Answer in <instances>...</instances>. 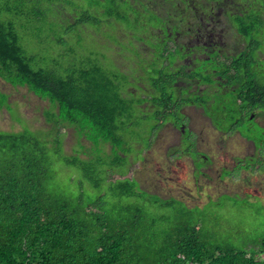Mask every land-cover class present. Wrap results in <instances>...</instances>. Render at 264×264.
Instances as JSON below:
<instances>
[{"label":"trees","instance_id":"trees-1","mask_svg":"<svg viewBox=\"0 0 264 264\" xmlns=\"http://www.w3.org/2000/svg\"><path fill=\"white\" fill-rule=\"evenodd\" d=\"M133 1L0 0V80L12 89L26 88L49 104L43 113L47 128L32 130L19 119L21 131L0 130V264H264V238L236 248L218 239V230L206 228L183 202L150 194L129 177L133 141H143L139 134L149 130L148 118L156 117L162 125L166 118L178 116L184 102L181 96L174 97L177 72L158 73L156 59L148 64L149 58L133 52L141 68L150 66L156 76L147 80L156 96L154 91L140 98L126 92L129 75L102 61L107 58L102 52L83 50L89 41L98 43L87 31L99 34L102 19L123 26L139 17L129 5ZM136 1L158 23L170 19L168 27L174 30L177 20L183 27L187 21L196 25L192 14H210L219 0ZM61 4L76 15L72 22L56 17ZM5 12L26 20L16 21ZM263 12L264 0H251L249 14L229 21L246 48L255 26H264ZM249 16L256 25L246 23ZM137 20L134 28L140 33L135 36L128 30L129 44L131 38L149 36L152 45L154 28L147 30ZM113 24L103 35L119 44L122 40L113 33ZM17 28H24L26 42L43 46L46 55L29 49ZM247 55L235 54L234 62L224 69L211 65L228 78L231 68L240 74L242 66L256 62ZM240 85L247 95L243 110L264 109V85L254 76ZM8 97L0 92V109L9 113L14 108ZM143 104L148 107L142 108ZM67 130L74 133L78 145L72 153L63 150ZM152 130L150 126L149 134ZM66 172L68 182L60 178ZM149 207L163 212L154 214Z\"/></svg>","mask_w":264,"mask_h":264},{"label":"rangeland","instance_id":"rangeland-1","mask_svg":"<svg viewBox=\"0 0 264 264\" xmlns=\"http://www.w3.org/2000/svg\"><path fill=\"white\" fill-rule=\"evenodd\" d=\"M237 1L238 0H230L227 3L233 6V4H237ZM138 3L139 2L134 0L129 4L131 7L133 6L136 8L134 13L136 12L139 17L137 15L135 17L131 16V21L128 22L127 25L119 26L114 20L104 21L102 19L101 32L99 34L95 33L93 36L94 32L87 31L100 45L89 41L87 45L83 46V50L87 51L88 49V54L102 52V54L107 57L106 59H101L102 61L111 64V68L115 65L119 70L129 75L127 78L130 84L125 85L127 89L126 92H132L136 94V97L140 96L141 98H146L148 97L147 95L153 94L154 91V96H156V90L153 91L151 89L147 83L148 81H142L150 78L154 79L156 76L150 66L141 68L140 61L137 58L138 56L136 57L133 53L137 52V50H134L131 44H129L130 35L128 30L135 36L140 33V31L134 28L135 18L138 19L137 21L140 24L145 23V29L147 30L149 27L154 29L158 27L162 29V27L161 24L158 23L156 19H152L153 16L149 12L143 10L140 3ZM125 8L129 10L127 4ZM70 10V7L61 4L56 17H67L72 22L76 15L73 14V11L70 12ZM5 15L16 19V21L26 20L25 17H14L6 12ZM228 16L236 17L237 15L229 13ZM111 23H114L113 25L116 26L115 31L112 28L111 35L114 31L113 33L115 36L122 40L119 44L116 40L112 41L103 35V32H110L108 26ZM92 30L96 31V28H92ZM17 32L21 36L23 43L26 44L29 49H33V52H36V54L40 56L46 55L43 46L34 47L33 41L29 43L26 42L23 34L24 28H17ZM142 39L143 40L140 38H131V41L135 44H145L148 46L150 38L145 36ZM229 40L230 37L227 38V41ZM232 44L234 47L238 48V45L230 40L229 46ZM139 47L141 46L139 45ZM169 47L174 48L172 45H169ZM251 47H253L252 55L256 53L259 57V60L256 58L257 62H259V67L255 69L256 74H253V76L256 77L259 83L264 85V26H255L251 32V42L249 48L247 47L248 50ZM164 48L170 51L169 48L160 44L159 40L155 38L152 41V45H150L151 52L156 58L162 56L165 50ZM239 48L241 47L239 46ZM227 49L230 53L233 52L232 48ZM139 52L142 53V57L146 59L149 58L148 52L143 51L142 47L139 49ZM170 54L175 56L177 51H171ZM81 59L76 60L77 64H80L82 61ZM219 60L223 62L221 58ZM257 62H254L253 65L255 66ZM203 66V63H198L196 69H193V72L196 74L200 73L202 71L200 68ZM173 67L176 69H173L174 72L181 73V70H177L176 66ZM206 78L207 77L204 76L203 82ZM177 87L178 86H175V99L178 100L181 96L183 97L182 100L185 102V91H180ZM181 88H183V86ZM0 92L9 96L8 103L14 108L13 111L9 113L3 108L0 109L1 131H21V125L17 123L19 119H22L26 124L25 126L30 127L32 130H43L47 128V124L43 119L44 111L49 109L47 101L36 98L33 94L29 93L26 88L12 89L2 83H0ZM226 93L225 95L227 96H231L232 94L231 91H227ZM203 96L202 101L209 102L211 105V108H209L206 113L213 119L215 125L223 131H239L244 137L242 139L254 141L255 147L249 144L248 150H240L239 147L243 145L245 141H243L236 132L228 134L230 136L223 140L222 135L218 134H215V136L211 138L212 136L210 135H212V133H210L209 128L202 129V134L199 138V146H206L204 143L207 144L208 141L209 146H206L207 150L209 149L215 153V158H210L209 160L213 161L215 164H211V166L209 162H206L203 171L199 170L203 165L197 166L196 164L195 168L197 172L201 171L198 172L201 176H196L194 178V166L191 165L187 158L188 156L183 155L179 160L175 156H179L180 151H185L194 158L195 155H197L196 150L202 149H195L192 144L186 142L177 145V135L173 137L174 143H155L152 147L145 148L143 144H145L147 139L149 140L148 143H152L156 131L158 130L155 128L152 121L156 122L157 126L161 122L156 117H150L148 118L149 122L145 123L149 130H147L145 135L139 134L143 141H140L139 138L133 141V152L128 158L130 161H134V166L132 167L129 177H134L140 183L141 188L150 194L158 195L163 199L174 198L183 202L187 206L186 208H190V210L196 212V219L205 225L206 228L210 229L209 227H215L218 230V234L216 235L218 239L231 243L236 248H242V246L248 242L250 244L253 240H261L264 238V118H257L256 116V121L263 126L259 129L257 125L253 124L254 120H252V115H250L249 119L246 121L241 117L239 110L243 106L236 105L233 99H217L207 94ZM190 100H193L192 96L187 99V102H190ZM147 107L148 105L142 106V108ZM145 112V110L142 111V113ZM155 118L156 120H154ZM169 118L170 117L166 119L169 120ZM174 118L177 123H180L181 116L179 114L178 116H174ZM139 119L140 118H138V120ZM150 126H152V129H155L154 132L153 130L151 131V134H149ZM191 129L194 128L191 127ZM197 131H200V128H198L196 132ZM73 135L74 133L71 130L66 131L64 138L65 143H63V150L65 153H72L71 151L78 147L76 143H73L75 141ZM216 143H229V146L227 149H223L221 144ZM80 144L90 147L89 143ZM170 153L175 156H170ZM164 154H168L169 156L166 158ZM224 154H226V156ZM238 160L242 161L238 162ZM199 162L201 164L203 163L200 159ZM234 163L241 165L236 166L234 171L233 169L229 171L222 169V167L228 168L231 166L233 168ZM57 164L58 166H62L58 162ZM241 168L246 169L247 174L243 173L240 177L239 172ZM61 171H65V168H62ZM219 173H221V179L225 177H227V179L223 182H220L221 180L218 181ZM67 176L66 172L60 178L68 182ZM149 211L154 214L163 212L162 210L152 207H149ZM233 234L234 236H231Z\"/></svg>","mask_w":264,"mask_h":264},{"label":"flooded vegetation","instance_id":"flooded-vegetation-1","mask_svg":"<svg viewBox=\"0 0 264 264\" xmlns=\"http://www.w3.org/2000/svg\"><path fill=\"white\" fill-rule=\"evenodd\" d=\"M230 0H219L218 3L212 4L213 5V11L209 14H204L203 12L198 13L195 11V14H192V17L196 22H194L196 25L191 23L190 21L186 22V27L182 26V20H177L174 24H176V28L172 30V27H168V25H171V20H166L163 22L162 18H159L161 23L162 29L160 27L153 29L152 35L156 39L159 38V43L163 44L167 48L170 49V51H167L166 48H164V52L162 54V57H154L153 53L151 52L150 45L147 46L145 44H135L132 43V47L134 50H137L139 52V49H147L149 52V62L148 64H151L155 59L158 63V73H162L168 69L173 71L175 69L173 66L177 67V70H181L180 72H177L178 78L176 79V82L174 85H179L181 91H185V102L181 104V107L179 109V115L181 116L180 123H177L176 119L172 117L171 119L165 121L162 125H156L154 124L155 128L158 129L155 134V138L150 143L149 148L152 147L155 143H174L173 137L177 135L176 143L177 145H181L184 142L188 144H192L195 149L201 148L202 150H196L197 155H195L194 158L192 156L188 155L187 152H179V156L169 154L170 156H175L179 160L183 157V155L188 156V160L190 161L191 165L194 166L193 173L194 178L196 176H201L200 173L203 171L204 167L206 166V162H209L211 164L213 161L209 160L210 158H215V153L213 151L207 150L206 146H209V143L207 141V144L204 143L206 146L200 147L199 138L202 134V129L209 128L210 133H212L211 138L215 136V134L222 135L223 140L227 137H229L233 132H236L239 137L242 139L244 138L242 134L239 131L234 130H221L217 125L213 123V119L208 116L206 111L211 108V105L209 102H203L202 98L204 97V94H207L208 96H214L217 99L224 98L227 99H237L236 105H243L242 99L246 98L247 95L244 92V88L242 89V85H240V81L243 84H246L248 82V77H252L253 74H256L255 69H258L259 65L257 62V59L255 58V61L257 62L252 66L247 67H241L242 73L238 74V71H235L234 69H230L228 75V78H225L221 74H217L216 69H213V66L211 64L216 65L217 70L221 69L225 66L230 67V65L234 62L233 59L235 58L234 55L236 54L238 56L241 55V53H248V57L252 53L250 52V49L246 48V42L242 39V37L239 35L237 29L233 27V25L229 22L231 19H235V17H229L230 14H236L237 16L244 18L243 14L250 13L251 11V0H238L237 4H231L227 3ZM146 3L150 7V2L146 1ZM191 5H189L190 7ZM214 6H216V9H214ZM235 6V7H234ZM151 8V7H150ZM243 9V11H241ZM191 11L193 9L191 8ZM264 13V12H263ZM194 15V16H193ZM263 15V14H262ZM254 22L255 25L257 22H255V18H247L246 23L250 24ZM155 34V35H154ZM228 34V35H227ZM149 38V36H147ZM230 37V40L235 42L238 45L237 47H234L232 44L229 46V41H227V38ZM143 40L142 38H140ZM240 39V40H239ZM150 42V41H149ZM139 45L141 47H139ZM169 45H172L174 48H170ZM239 46L241 48H239ZM139 47V48H138ZM227 48H232L233 52L230 53ZM235 50V51H234ZM171 51H177V54L175 56H172L170 53ZM233 55V56H232ZM218 57V58H216ZM222 59L220 61L219 59ZM218 59V60H217ZM244 61H246V58H243ZM259 60V59H258ZM228 61V62H226ZM203 63V67L200 69L202 70L200 73L196 74L193 72V69H196V66L198 63ZM205 62V63H204ZM208 63L209 65H207ZM242 63V62H240ZM254 66V67H253ZM224 69V68H223ZM176 70V69H175ZM214 74V75H213ZM211 76L210 82L205 83L207 79L203 82V78ZM255 77V76H254ZM146 81V80H145ZM144 82V81H142ZM203 82V83H202ZM183 86V88H181ZM227 91H231V96H227ZM190 95V96H189ZM224 95V96H223ZM193 97V100L190 102H187V99L190 97ZM183 99V97H181ZM190 112V113H189ZM239 113L244 120H248L250 115H252V120H254L253 124L257 125L259 129H261V126L256 121L257 118L263 117L264 118V109H261L259 107H254L253 110H243L241 108L239 110ZM254 116V117H253ZM251 121V119H250ZM214 124V125H212ZM200 128V131L194 130V129ZM214 129V130H213ZM155 131V130H154ZM153 131V132H154ZM189 135V136H187ZM243 140V139H242ZM201 141V140H200ZM245 143L239 147L240 150H248V145H252L255 147L254 141L252 140H243ZM221 144L223 149H227L229 146V143H216ZM247 148V149H246ZM104 150L106 153L110 151L109 145H104ZM238 150V148H237ZM245 152V151H244ZM168 154H164V156L167 158L169 156ZM226 156V154H224ZM199 159L203 161L201 164L199 162ZM206 159V160H205ZM243 160V159H242ZM242 160H238V162H241ZM215 161V160H214ZM236 161V160H235ZM203 165L202 168H199L197 172V169L195 168V165ZM241 165L234 163V167H228L224 169L225 171L232 170L234 171L235 167ZM212 166V165H211ZM239 171V170H238ZM247 174V170L241 168L239 174L240 177L242 174ZM238 174V175H239ZM220 182H223L227 177L224 179H221V173L218 174ZM238 178V177H237Z\"/></svg>","mask_w":264,"mask_h":264},{"label":"clouds","instance_id":"clouds-1","mask_svg":"<svg viewBox=\"0 0 264 264\" xmlns=\"http://www.w3.org/2000/svg\"><path fill=\"white\" fill-rule=\"evenodd\" d=\"M109 21H111V20H109ZM134 49V48H133ZM143 51H147L148 52V50L147 49H143ZM148 54H149V52H148ZM253 57H255V58H258L259 59V57H258V55L255 53L254 55H252ZM1 81V80H0ZM144 82H147V80L146 81H144ZM148 83V82H147ZM149 84V83H148ZM150 86V85H149ZM176 86H178L177 87V89H179L180 91H181V89H180V86L179 85H176ZM151 89L153 90V88L151 87ZM154 91V90H153ZM134 95H136V94H134ZM147 96H149V95H147ZM141 98V97H140ZM143 105H148V104H143Z\"/></svg>","mask_w":264,"mask_h":264},{"label":"crops","instance_id":"crops-1","mask_svg":"<svg viewBox=\"0 0 264 264\" xmlns=\"http://www.w3.org/2000/svg\"><path fill=\"white\" fill-rule=\"evenodd\" d=\"M0 83L6 85V86H9L8 84L4 83L3 81H0ZM10 87V86H9ZM12 88V87H11ZM74 143V142H73Z\"/></svg>","mask_w":264,"mask_h":264}]
</instances>
